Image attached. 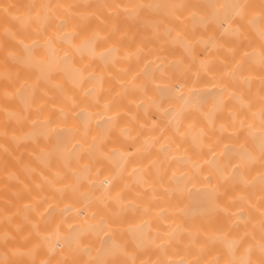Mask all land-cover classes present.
Segmentation results:
<instances>
[{"label":"bare ground","instance_id":"bare-ground-1","mask_svg":"<svg viewBox=\"0 0 264 264\" xmlns=\"http://www.w3.org/2000/svg\"><path fill=\"white\" fill-rule=\"evenodd\" d=\"M0 264H264V0H0Z\"/></svg>","mask_w":264,"mask_h":264}]
</instances>
